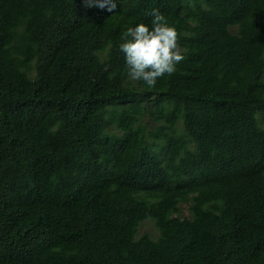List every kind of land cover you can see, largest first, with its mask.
<instances>
[{"label": "trees", "instance_id": "trees-1", "mask_svg": "<svg viewBox=\"0 0 264 264\" xmlns=\"http://www.w3.org/2000/svg\"><path fill=\"white\" fill-rule=\"evenodd\" d=\"M153 9L185 58L149 87ZM0 264H264V0H0Z\"/></svg>", "mask_w": 264, "mask_h": 264}, {"label": "clouds", "instance_id": "clouds-1", "mask_svg": "<svg viewBox=\"0 0 264 264\" xmlns=\"http://www.w3.org/2000/svg\"><path fill=\"white\" fill-rule=\"evenodd\" d=\"M118 0H87V6L107 5L111 11ZM149 24L137 23L125 30L118 49L123 56L126 77L152 87L158 78L172 75L184 53L178 43V32L174 25L158 9L150 13Z\"/></svg>", "mask_w": 264, "mask_h": 264}, {"label": "rangeland", "instance_id": "rangeland-1", "mask_svg": "<svg viewBox=\"0 0 264 264\" xmlns=\"http://www.w3.org/2000/svg\"><path fill=\"white\" fill-rule=\"evenodd\" d=\"M143 228H145V227H143Z\"/></svg>", "mask_w": 264, "mask_h": 264}]
</instances>
